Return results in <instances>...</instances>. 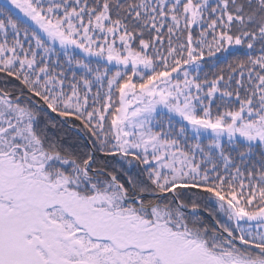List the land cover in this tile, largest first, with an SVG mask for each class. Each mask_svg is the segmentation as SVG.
Wrapping results in <instances>:
<instances>
[{
	"label": "snow or ice",
	"instance_id": "snow-or-ice-1",
	"mask_svg": "<svg viewBox=\"0 0 264 264\" xmlns=\"http://www.w3.org/2000/svg\"><path fill=\"white\" fill-rule=\"evenodd\" d=\"M0 264H264V0H2Z\"/></svg>",
	"mask_w": 264,
	"mask_h": 264
},
{
	"label": "rangeland",
	"instance_id": "rangeland-1",
	"mask_svg": "<svg viewBox=\"0 0 264 264\" xmlns=\"http://www.w3.org/2000/svg\"><path fill=\"white\" fill-rule=\"evenodd\" d=\"M0 2H2V0H0Z\"/></svg>",
	"mask_w": 264,
	"mask_h": 264
}]
</instances>
